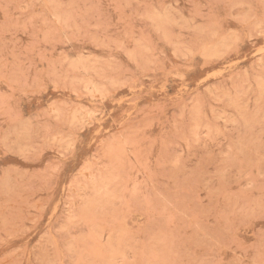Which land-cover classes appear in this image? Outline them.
<instances>
[{
	"label": "rangeland",
	"instance_id": "rangeland-1",
	"mask_svg": "<svg viewBox=\"0 0 264 264\" xmlns=\"http://www.w3.org/2000/svg\"><path fill=\"white\" fill-rule=\"evenodd\" d=\"M0 264H264V0H0Z\"/></svg>",
	"mask_w": 264,
	"mask_h": 264
}]
</instances>
